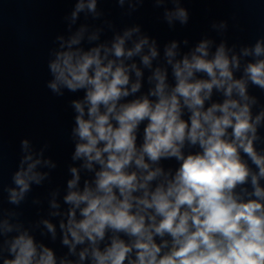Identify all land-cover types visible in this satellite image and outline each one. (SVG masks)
Masks as SVG:
<instances>
[{
    "label": "clouds",
    "instance_id": "clouds-1",
    "mask_svg": "<svg viewBox=\"0 0 264 264\" xmlns=\"http://www.w3.org/2000/svg\"><path fill=\"white\" fill-rule=\"evenodd\" d=\"M97 2L76 0L72 21L85 8L99 16ZM143 3L128 0L132 10ZM166 15L169 23L173 16L182 25L189 21L185 7ZM86 30L82 25L68 39L56 37L59 49L48 61L53 79L46 84L56 96L64 95L61 88L84 93L70 101L71 159L81 163L69 168L66 211L52 214L61 216L67 253L38 241L11 222L17 213L2 209L0 264H264V136L258 133L264 105L254 113L259 100L249 94L250 86L264 91V36L239 51L227 40L210 51L214 42L201 39L183 54L172 40L164 64H154L161 55L156 38L132 39L141 25L116 32L110 43L99 42L97 29L87 48ZM244 58L250 59L242 68ZM145 68L152 86L141 92ZM214 90L220 100H213ZM29 143L20 141L14 187L4 188L17 207L33 184L50 177L38 166L57 168L44 159L47 145L35 152ZM173 159L176 166L165 169L161 162ZM81 169L92 174L82 186ZM51 194V207L60 208L58 190ZM41 223L55 240L57 223Z\"/></svg>",
    "mask_w": 264,
    "mask_h": 264
},
{
    "label": "water",
    "instance_id": "water-1",
    "mask_svg": "<svg viewBox=\"0 0 264 264\" xmlns=\"http://www.w3.org/2000/svg\"><path fill=\"white\" fill-rule=\"evenodd\" d=\"M75 3L76 0H0V210L17 213L12 216V223L22 224L38 241L61 255L67 253V248L61 245L58 221L68 207L63 196L68 191L67 180L71 179L69 168L79 167L81 163L71 159L75 144L71 135L75 112L70 101L82 99L84 93L82 90L71 93L61 88L64 95L56 96L47 88V82L53 79L48 61L54 58L60 45L56 37L62 35L68 39L80 26H86L82 46L87 48L96 43L90 42L88 37L97 29H102L99 42L110 43L116 32L122 35L124 30L139 24L142 33H134L132 39L143 34L156 38L161 55L153 63L164 64V46L170 45L172 40L180 42L177 52L183 54L194 50L201 39L214 42L210 51L222 40H227L229 46L236 44L239 51L240 46L253 44L264 36V0H164L162 4L157 0H144L137 10L129 8L128 0L122 7L117 0H98L96 12L99 16L85 8L73 22L71 13ZM177 7L188 9L187 25H182L175 16L169 23L166 14L174 13ZM222 22H227V28L220 27ZM185 39L187 45L182 42ZM131 44L129 40L127 46ZM246 59L250 58L241 60L242 68ZM144 72L141 92L152 86L147 82L151 71L145 68ZM249 94L259 100L253 109L256 113L264 105V91L250 86ZM221 98L214 90L213 100ZM258 133L264 136V125ZM23 138L30 141L29 151L39 152L47 145L44 159L50 158L57 163V168L38 166L37 171L50 172V177L43 180L41 186L33 184L32 191L17 207L8 203L4 188L14 187L12 174L24 154L20 149ZM161 163L165 169L176 166L174 159ZM91 175L81 169V186L83 179ZM247 187L251 190L250 184ZM57 190L58 209L52 208L50 203L54 198L51 193ZM57 212L61 216L52 215ZM42 219L57 223L55 240L41 223ZM3 240L0 236V244Z\"/></svg>",
    "mask_w": 264,
    "mask_h": 264
}]
</instances>
